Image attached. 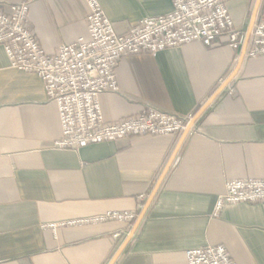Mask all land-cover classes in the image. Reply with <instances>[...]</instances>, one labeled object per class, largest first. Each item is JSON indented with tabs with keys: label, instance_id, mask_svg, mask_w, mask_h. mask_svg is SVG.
<instances>
[{
	"label": "crops",
	"instance_id": "0c3cea01",
	"mask_svg": "<svg viewBox=\"0 0 264 264\" xmlns=\"http://www.w3.org/2000/svg\"><path fill=\"white\" fill-rule=\"evenodd\" d=\"M100 1L117 33L173 10L171 0ZM255 3H228L243 37ZM88 14L85 0H34L29 9L47 52L88 38ZM260 19L264 0L254 26ZM227 41L223 35L217 47L192 42L123 57L118 91L99 96L105 120L134 115L146 104L192 118L237 66L242 45L236 51ZM241 64L183 139L114 264H186V249L214 244H224L238 264H264V202L215 210L226 180L264 178V57H245ZM61 133L57 104L40 77L13 69L0 46V264H108L136 220L56 231L42 224L110 210L139 217L182 135L129 136L63 150L53 144Z\"/></svg>",
	"mask_w": 264,
	"mask_h": 264
},
{
	"label": "built area",
	"instance_id": "2783aa9c",
	"mask_svg": "<svg viewBox=\"0 0 264 264\" xmlns=\"http://www.w3.org/2000/svg\"><path fill=\"white\" fill-rule=\"evenodd\" d=\"M33 1L22 0L7 8L0 5V46L10 59V66L37 74L48 98L57 104L62 133L53 144L63 150H79L93 142L129 136L180 134L191 118L152 104H146L134 115L105 120L99 96L106 91H118L116 68L120 60L134 54L156 55L163 49L192 42L217 47L222 44L223 35L237 51L244 38L232 19L228 6L231 0H171V12L147 16L125 33H117L100 0H85L89 7L88 38L81 36L73 43L61 44L54 52H47L30 25L29 9ZM251 35L246 57H264V19L256 23ZM226 182L225 192L218 196L216 211L227 204L264 202V178ZM137 217L133 210H110L92 217L43 223L42 227L56 231L59 227L111 219L133 222ZM185 257L186 264H238L224 244L188 248Z\"/></svg>",
	"mask_w": 264,
	"mask_h": 264
},
{
	"label": "water",
	"instance_id": "95a60500",
	"mask_svg": "<svg viewBox=\"0 0 264 264\" xmlns=\"http://www.w3.org/2000/svg\"><path fill=\"white\" fill-rule=\"evenodd\" d=\"M260 2L261 0H256L255 3V7L254 10L252 12L251 18H250V24L249 27L245 33V37L243 39V43H242V47H241V54L239 56V59L237 61V66L235 67V69L231 72V74L223 81V83L219 86V88L216 89V91H214L211 96L209 97V99L202 105V107L199 109V111L188 121V123L186 124V128L182 131V135L180 138V142L178 143V145L176 146L175 150L172 153V156L169 160V162L167 163L166 167L164 168V172L162 173V175L159 177L158 181L155 184V187L152 191V193L150 194V196L148 197V200L146 202V204L144 205V207L142 208V210L140 211V215L139 217L136 219L135 223L133 224L131 231L128 233V235L126 236V239L121 243L122 245L117 249V251L113 254L111 261L108 264H114L117 261V258L120 256V254L125 250L126 246L128 245L127 243L132 239V237L135 235L136 231L138 230L137 228L140 225V222L142 221V219L144 218V216L146 215V211L149 208V206L151 205V203L153 202V198L156 194V192L158 191L161 182L163 181L164 177L166 176V174L168 173V168L170 167V165L172 164L176 153L178 152L181 143L184 141L183 139L190 133V131L193 129V127L195 126V121L206 111V108H208V106L220 95V93L224 90V88L229 85L233 80L234 77L237 75V72L239 71L240 67H241V63L243 62V60L246 57V53H247V48L248 45L250 43L251 40V33L254 27V24L256 22V17L258 15L259 12V8H260Z\"/></svg>",
	"mask_w": 264,
	"mask_h": 264
}]
</instances>
